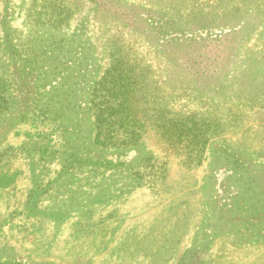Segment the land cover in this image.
<instances>
[{"label":"rangeland","instance_id":"rangeland-1","mask_svg":"<svg viewBox=\"0 0 264 264\" xmlns=\"http://www.w3.org/2000/svg\"><path fill=\"white\" fill-rule=\"evenodd\" d=\"M0 264H264V0H0Z\"/></svg>","mask_w":264,"mask_h":264},{"label":"trees","instance_id":"trees-1","mask_svg":"<svg viewBox=\"0 0 264 264\" xmlns=\"http://www.w3.org/2000/svg\"><path fill=\"white\" fill-rule=\"evenodd\" d=\"M121 126V124H119V127ZM121 129V128H120ZM107 132H113V129H112V127H109L108 128V130H107ZM107 139H110V140H112V138L111 137H108ZM99 140V139H98ZM105 140V139H104ZM98 143H100V141H97ZM103 142V141H102ZM101 144H103V143H101Z\"/></svg>","mask_w":264,"mask_h":264}]
</instances>
